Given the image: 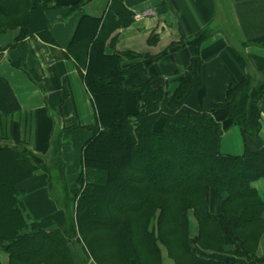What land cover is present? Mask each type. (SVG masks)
I'll list each match as a JSON object with an SVG mask.
<instances>
[{
  "label": "trees",
  "instance_id": "16d2710c",
  "mask_svg": "<svg viewBox=\"0 0 264 264\" xmlns=\"http://www.w3.org/2000/svg\"><path fill=\"white\" fill-rule=\"evenodd\" d=\"M52 1L0 0V36L18 31L11 48L32 37L54 44L46 18ZM90 1L79 0L66 16ZM242 10L247 38L264 46V4ZM132 21L123 0H111L102 18L81 17L67 48L95 123L86 127L90 138L73 184L78 190L65 192L61 207L51 198L52 186L46 188L55 208H64L63 227L34 220L26 201L35 190L22 188L40 174L52 184L54 165L68 183L60 138L52 139L44 159L25 142L0 139V252L8 264H76L67 237L84 246L94 264H264L255 256L264 234V204L252 187L264 179V147L253 153L246 146L261 127L264 72L256 83L249 73L232 82L212 109L192 112L184 106L203 87L201 49L211 32L171 44L156 56L106 54L117 43L113 35ZM178 46L193 49V69L155 87L149 68ZM18 111L9 83L0 77V113ZM231 127L242 138L240 155L220 153ZM214 194L219 208L211 204Z\"/></svg>",
  "mask_w": 264,
  "mask_h": 264
},
{
  "label": "crops",
  "instance_id": "0c3cea01",
  "mask_svg": "<svg viewBox=\"0 0 264 264\" xmlns=\"http://www.w3.org/2000/svg\"><path fill=\"white\" fill-rule=\"evenodd\" d=\"M78 1H52L53 8L46 13V18L54 44L32 37L11 48L18 31L0 36V77L9 83L19 106V111L10 116L0 113V139L25 142L34 155L44 158L52 139L59 137L68 179L75 178L79 171L82 147L90 138L86 127L94 125L95 112L75 63L67 57V48L81 17L102 18L111 2L91 0L80 11L66 16ZM123 3L133 18L144 17L137 23L133 20L129 27L113 35L117 36V43L115 47H106L108 55L129 52L156 56L171 44L190 40L204 30L211 32L212 37L201 49L203 87L188 99L185 109L192 112L200 106L206 111L212 109L223 101L228 86L241 81L248 73L255 83L263 80L264 46L247 38L242 7L264 4V0H123ZM194 61L192 48L178 46L155 62L148 75L154 78L155 87H165L184 72L191 71ZM125 105L128 110L132 108V96L128 92ZM258 108L259 134L246 142L253 153L264 147V97ZM242 151L239 130L229 128L221 138L220 153L234 156ZM252 187L264 204V179L256 181ZM22 188L30 192L44 187L40 176L36 175ZM211 197V204L219 208L215 194ZM41 200L44 204V198ZM261 220L264 222V212ZM255 256L264 258V234L258 241ZM0 264H8L3 252H0Z\"/></svg>",
  "mask_w": 264,
  "mask_h": 264
},
{
  "label": "rangeland",
  "instance_id": "374dc122",
  "mask_svg": "<svg viewBox=\"0 0 264 264\" xmlns=\"http://www.w3.org/2000/svg\"><path fill=\"white\" fill-rule=\"evenodd\" d=\"M142 16V15H140ZM144 17V16H143ZM146 18V17H145ZM148 18V17H147ZM143 19V18H142ZM234 40V39H233ZM235 41V40H234ZM232 140L234 141V137L231 136ZM235 142V141H234ZM40 157V156H38ZM41 159H44L41 157ZM48 160L49 159H45ZM49 163V162H48ZM59 167V166H58ZM60 168V167H59ZM61 169V168H60ZM51 172V178L53 179V183L50 184L48 182L46 176L43 174H40V180L43 183V189H37L34 191V194L28 197L26 204H28V207L31 212L32 218L35 220L40 221L43 226L48 227V226H53L54 229H57L58 227H61L64 225L67 221V217L63 214L64 213V208L56 209L54 204L51 203L48 197V193H46V188H48L50 185L52 186V194L51 198L55 199L57 204L59 206H63L65 202H67V198L65 196V192L68 194H74L78 188L77 186L73 185L75 183V178H70L68 180V183L66 182V185L63 184L62 180H60L59 177V172L56 168V166H50ZM43 192V193H40ZM39 192V194L37 193ZM41 198H44V204L41 202ZM42 220V221H41ZM32 221L30 220L31 223ZM63 227V226H62ZM193 234V233H192ZM67 241L69 243V247L72 251V254L75 258L76 264H94L91 260V257L87 254V252L84 250V246L82 248L79 247V245L75 242V240L71 238H67ZM79 247V248H78Z\"/></svg>",
  "mask_w": 264,
  "mask_h": 264
},
{
  "label": "built area",
  "instance_id": "2783aa9c",
  "mask_svg": "<svg viewBox=\"0 0 264 264\" xmlns=\"http://www.w3.org/2000/svg\"><path fill=\"white\" fill-rule=\"evenodd\" d=\"M143 16H144V15H142V16H140V15H136V16H134V21H135L136 23L139 22L140 20H142Z\"/></svg>",
  "mask_w": 264,
  "mask_h": 264
}]
</instances>
